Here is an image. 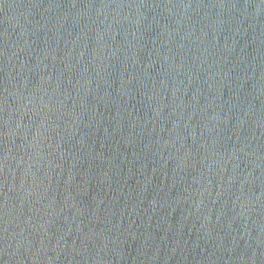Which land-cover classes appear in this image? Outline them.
Wrapping results in <instances>:
<instances>
[{
  "label": "water",
  "instance_id": "water-1",
  "mask_svg": "<svg viewBox=\"0 0 264 264\" xmlns=\"http://www.w3.org/2000/svg\"><path fill=\"white\" fill-rule=\"evenodd\" d=\"M0 264H264V0H0Z\"/></svg>",
  "mask_w": 264,
  "mask_h": 264
}]
</instances>
